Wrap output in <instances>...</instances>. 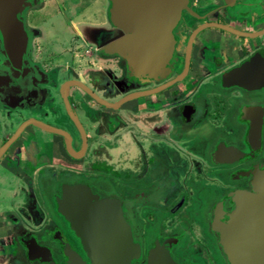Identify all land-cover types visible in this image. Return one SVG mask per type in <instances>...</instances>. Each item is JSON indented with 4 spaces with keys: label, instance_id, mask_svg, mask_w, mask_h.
Listing matches in <instances>:
<instances>
[{
    "label": "flooded vegetation",
    "instance_id": "1",
    "mask_svg": "<svg viewBox=\"0 0 264 264\" xmlns=\"http://www.w3.org/2000/svg\"><path fill=\"white\" fill-rule=\"evenodd\" d=\"M95 1V9L90 10V0H30L25 12L27 60L34 69L33 81L39 77L45 89L34 82L40 93L36 101L20 104L14 100L12 106L0 102V148L23 122L36 119L68 133L73 153L67 150L65 137L32 124L24 126L1 153L0 263L39 264L26 258V250L19 242L23 235L48 247L57 264L63 259L58 235L83 256L74 232L56 211L55 198L61 195L64 183H86L100 196L119 199L128 221L199 220L201 230L196 232L198 237L193 235L202 242L204 259L175 255L180 234L162 231L152 241L176 237L169 251L177 262L228 264L210 222L219 203L222 211L233 207L227 194L239 188L248 189L252 171L256 174L264 168V70L260 73L259 86L233 84L224 75L244 64L251 66L257 60H264V0H236L232 7L226 1H217L210 8L183 13L175 28L174 52L163 75L138 74L135 77L126 72L123 59L113 54L112 44L120 35L113 27L112 1ZM253 5H259V9H254ZM39 12L42 16L36 19ZM82 19L91 22V26L85 25L80 32L81 28L73 25L80 24ZM48 20L53 22V27L61 23L64 26L60 31L50 30L44 25ZM84 47L90 51L83 60L80 51ZM53 63L58 67L48 71ZM115 68L120 70V76H127L124 87L130 88L120 94L112 84ZM236 77L251 84L255 73L249 70ZM59 79L62 81L56 85ZM67 81L81 83L96 97L110 103L131 92L147 91L172 82L154 93L132 99L138 100L136 104L125 105L132 101L129 100L117 108L102 105L80 86L67 87L66 99L85 132L83 146L62 95L61 85ZM52 97H58V106H54ZM45 110L55 114L63 112L75 132L40 118L38 113L43 116L47 113ZM81 115L93 124L91 136L87 135ZM256 117L261 119L259 141L247 140L250 120ZM45 134L47 136L43 137ZM125 142L133 143L137 154L140 153L141 168H138L140 172L125 168L118 175L115 166L121 163L120 158H111L107 151ZM217 146L219 150L213 154ZM122 150L128 147L123 145ZM86 153L91 157V170L106 175L104 181L103 176L95 184L81 179L79 165L71 161L81 159ZM143 167L146 168L142 170ZM106 168L117 175L113 177ZM175 170L184 175L193 170L195 175L200 173L201 176L211 172L224 183L221 181L220 192L205 206L197 193L169 205V196L176 185ZM182 188L187 186L183 183ZM31 193L38 199L29 198ZM35 202L48 210L46 219L36 217ZM27 208L34 213H29ZM178 211L182 212L181 217L176 216ZM129 223L134 239L141 245L143 258L152 241L144 248L135 237L133 223ZM190 231L192 233L191 228Z\"/></svg>",
    "mask_w": 264,
    "mask_h": 264
},
{
    "label": "water",
    "instance_id": "2",
    "mask_svg": "<svg viewBox=\"0 0 264 264\" xmlns=\"http://www.w3.org/2000/svg\"><path fill=\"white\" fill-rule=\"evenodd\" d=\"M111 1L112 22L120 35L113 42L112 50L119 53L137 74H158L174 52L177 42L175 28L182 14L188 12L186 0ZM230 2L231 7L236 4V0ZM29 4L30 0H0V102L7 104L12 100L18 103L34 102L40 95L33 81L34 69L27 60L25 12ZM260 60L251 66L244 64L232 69L224 77L233 84L259 86L260 73L264 70V60ZM249 70L255 73L251 84L237 79L238 73ZM172 81L151 90L131 92L112 103L96 97L76 81L63 83L61 90L68 115L85 146L83 127L66 99L67 87L80 86L102 105L117 108L126 101L163 89ZM260 123L259 117L250 120L247 140L259 141ZM28 124L62 135L66 139L67 150L73 153L68 133L36 119H28L0 148V155ZM219 147L217 146L213 154L217 153ZM61 187V195L55 198L56 211L68 222L69 228L79 241L83 256L62 235H58L63 257L60 264H190L177 262L171 256L169 248L177 241L176 237L153 240L142 258L141 245L132 235L131 225L124 216L119 199L100 196L92 192L86 183H64ZM227 196L233 207L222 211L219 203L210 227L217 235L228 264H264V168H260L256 174L252 171L248 189H235ZM19 242L25 248L29 261L57 264L49 248L38 244L33 237L20 236Z\"/></svg>",
    "mask_w": 264,
    "mask_h": 264
},
{
    "label": "rangeland",
    "instance_id": "3",
    "mask_svg": "<svg viewBox=\"0 0 264 264\" xmlns=\"http://www.w3.org/2000/svg\"><path fill=\"white\" fill-rule=\"evenodd\" d=\"M90 1L92 3H91V6L89 8H90V10H94L96 7V5H95L96 1L95 0H90ZM253 8L259 9V5H256V6L253 5ZM41 16H42L41 12H39L36 15V19H37V17L39 19V17H41ZM59 20L60 19H57V21H59ZM51 24H53V22L51 20H48L46 23H44L46 28H50V30H53V29L55 30V28H56V30L60 31L62 29V27L64 26V23H61V24L59 23L60 25L57 27H55V26L53 27ZM85 25L91 26V22L86 23V22H83V19H82L80 24L74 23L73 26L78 27L79 29L81 28L80 32H83ZM113 27L115 28V30L117 29L116 26L114 25V23H113ZM82 41H84V40L81 39V42ZM88 51H90L88 49V47L82 48L80 51L81 52L80 58H82L84 60V56L89 54ZM113 54L116 57L123 59V57L119 53L115 52L114 50H113ZM122 61H123L122 63L127 68L126 72L131 74L133 77H135V75L138 76V74L136 72H134V70L130 66H128V64L125 62L124 59ZM57 67H58L57 63H53L50 65V68L48 69V71H50L51 68H57ZM164 68H166V66ZM164 68L162 70H160V72H158V74L163 75ZM114 71H115V73H112V80H113L112 84H113L114 90L116 92L119 91V94H120V93H123L124 90L126 91V90L130 89V88L124 87V80L126 79L127 76L126 77L120 76L121 72L117 68H115ZM158 74H156V75H158ZM41 81L42 80L38 77V79L36 81H34L35 85L37 84V86H38V84H41L40 87L42 89L43 88L45 89V87H42V86H45L44 85L45 83L41 82ZM61 81H62V79H59L56 82V85L58 83H60ZM52 99H55L54 100V106L55 105L58 106V97H52ZM137 102H138V100H132V101L126 103L125 105L136 104ZM21 103H23V102H20V104ZM14 104H15V101L12 100L11 103H9L8 105L12 106ZM45 111L47 113L44 114L43 116L40 113H38L40 118L49 122L52 125H57V126L63 127L64 129H67V130L70 129V130H72L71 132H75L73 126L70 124V121L64 117L63 112H62V114H59V112H57L55 114V113L51 112L50 110H48V111L45 110ZM80 119L84 125V128L87 132V135L91 136V127L93 125L92 122L86 116L81 115ZM42 136L46 137L47 135L45 134ZM123 145L125 147H128V150H126V151L122 150ZM193 148L195 150L196 146L193 145ZM107 154H110L111 158L114 156H117L116 158H120L118 160V162H121V163L118 164L119 166H117V167L115 166V168L117 170H119L118 175H120L122 173V172L120 173V171L124 170L125 168L130 170V171L140 172L138 170V168H141V167H139V165L142 163V161H141L142 159L139 156L140 153L137 154L136 147H135V145H133V143L131 145L129 142H125L124 144L122 143L121 145H116L114 148H112L110 150L108 149ZM113 161L116 162L117 160L114 159ZM71 162H73L76 165H79V167L81 169L80 177L82 180L91 182L92 184H95L94 182L96 180L98 181L100 179V176H101L100 173L101 172L100 173L99 172L93 173V171L90 168L91 157L88 156V153H86L81 159L76 160V161H71ZM188 165L191 166L190 164H188ZM145 168L146 167H143L142 170ZM105 170L107 171V173H109V172L111 173V171H109V168L105 169ZM192 171L190 170V171H188L189 172L188 174L184 175L183 172H180L179 170L178 171L175 170V174H176V176H175L176 177L175 187L176 188L174 187L173 192L169 196L170 199L168 198L170 200L169 205H172L176 201L181 200L180 198H182L184 196H187L190 194L189 196L191 197L192 195H195V193H197L196 195H198V199L200 200L202 205L205 206V203L208 200H210L212 197H215V195H217L220 192L221 181H222V183H224V180L217 179V178H219L217 176V174L215 175V174H213V173L211 174V172H209L208 174H206V175L204 174L201 176L200 173H198V175H195L196 173L192 172ZM111 175L114 177L115 175H117V173L115 174L112 172ZM102 176H103V174H102ZM105 176H103V181L105 179ZM115 179H116V181H119V178H115ZM183 183L187 186V188L181 189V185ZM230 185L231 184H229L228 186L225 185L223 191L228 189V187H230ZM120 191H122V190H120ZM166 194H168V193H166ZM29 195H30L29 198H32V200L34 199V201L36 200L37 195H35V193H31ZM37 199H38V197H37ZM189 200H190V198L187 200V202ZM34 205H36L37 209L35 211L38 213L36 217L37 218L45 217V219H46L47 213H49L48 210L46 208L38 207L39 205L37 206L36 202ZM31 206L32 205H30V207ZM27 209H28L29 213H32V212L34 213V211H32L30 208H27ZM188 209H190V207ZM176 214H177L176 215L177 217L182 216L181 211H178ZM129 221H131V223H133L134 230H135V237L142 243L144 248H146L151 243L152 239L156 236L157 233H162V231H165V233H167V234L168 233L169 234L176 233V234H180V235H178L180 237V241L178 243L177 248L175 249L176 250L175 255H177L179 258H183L185 256H194L196 258L204 259L203 258V253H204L203 249L204 248L202 247L203 246L202 242L199 239L195 238V237H198V234H196V232H199L201 230L200 229L201 225H200L199 220H129ZM190 228L192 230V233L190 231ZM193 234L196 236L194 237ZM206 243L208 244L207 241H206ZM3 257H4V255H2L1 259ZM0 264H3V263H0Z\"/></svg>",
    "mask_w": 264,
    "mask_h": 264
},
{
    "label": "crops",
    "instance_id": "4",
    "mask_svg": "<svg viewBox=\"0 0 264 264\" xmlns=\"http://www.w3.org/2000/svg\"><path fill=\"white\" fill-rule=\"evenodd\" d=\"M219 3H226L229 5L230 0H186L188 5V11L193 12V9L204 10L210 8L212 5Z\"/></svg>",
    "mask_w": 264,
    "mask_h": 264
},
{
    "label": "trees",
    "instance_id": "5",
    "mask_svg": "<svg viewBox=\"0 0 264 264\" xmlns=\"http://www.w3.org/2000/svg\"><path fill=\"white\" fill-rule=\"evenodd\" d=\"M104 168V167H103ZM107 169V168H106Z\"/></svg>",
    "mask_w": 264,
    "mask_h": 264
}]
</instances>
